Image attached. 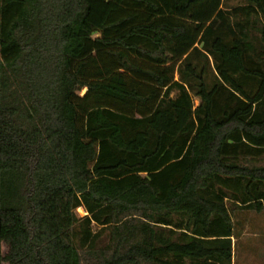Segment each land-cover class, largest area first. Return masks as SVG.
I'll list each match as a JSON object with an SVG mask.
<instances>
[{"label":"trees","instance_id":"1","mask_svg":"<svg viewBox=\"0 0 264 264\" xmlns=\"http://www.w3.org/2000/svg\"><path fill=\"white\" fill-rule=\"evenodd\" d=\"M263 210L264 0H0V264H233Z\"/></svg>","mask_w":264,"mask_h":264},{"label":"rangeland","instance_id":"2","mask_svg":"<svg viewBox=\"0 0 264 264\" xmlns=\"http://www.w3.org/2000/svg\"><path fill=\"white\" fill-rule=\"evenodd\" d=\"M84 91V90H83ZM82 215L84 210L78 209ZM249 221L242 231V228L236 227L237 238L234 244V259L233 264H264V256L259 254L258 243L264 240V235L260 232L264 230V223H260V216L255 212L247 213ZM262 217V216H261ZM3 254L8 250V246L4 243L2 245ZM7 264V263H4Z\"/></svg>","mask_w":264,"mask_h":264},{"label":"crops","instance_id":"3","mask_svg":"<svg viewBox=\"0 0 264 264\" xmlns=\"http://www.w3.org/2000/svg\"><path fill=\"white\" fill-rule=\"evenodd\" d=\"M247 213H249V212H247ZM256 214H257V216H260V220H263V221H260V223H264V210L262 212L256 213ZM248 221H249V218L247 217V214H246L244 216V222H243V225H242V231L245 230V227H246ZM260 232L264 235V230H261ZM257 247L259 248V254L264 256V240H261L258 243Z\"/></svg>","mask_w":264,"mask_h":264}]
</instances>
